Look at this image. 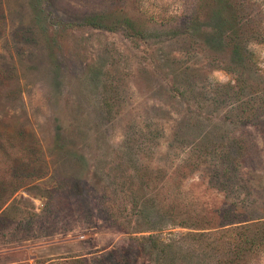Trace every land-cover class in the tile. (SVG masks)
<instances>
[{
	"label": "rangeland",
	"instance_id": "1",
	"mask_svg": "<svg viewBox=\"0 0 264 264\" xmlns=\"http://www.w3.org/2000/svg\"><path fill=\"white\" fill-rule=\"evenodd\" d=\"M229 2L0 0V264H264V0Z\"/></svg>",
	"mask_w": 264,
	"mask_h": 264
},
{
	"label": "trees",
	"instance_id": "2",
	"mask_svg": "<svg viewBox=\"0 0 264 264\" xmlns=\"http://www.w3.org/2000/svg\"><path fill=\"white\" fill-rule=\"evenodd\" d=\"M217 2L218 3H222L221 4V6H220V8H219V11L220 12H225V10L226 11H229V13L232 15V17L234 18L235 17V13H233V11H232V9L230 8V2H229V0H217ZM225 20V22H229V20L228 19H224ZM230 22H232V21H230ZM232 24V23H231ZM239 27V25L238 26H234V27H232V29H231V32H232V34H231V37L230 38H235V37H238L240 34H242L238 29ZM255 36H263V35H260V34H258V35H255ZM256 37V38H257ZM259 38V37H258ZM239 45H234V48H239L238 47Z\"/></svg>",
	"mask_w": 264,
	"mask_h": 264
}]
</instances>
